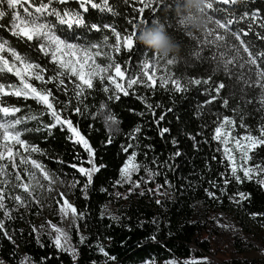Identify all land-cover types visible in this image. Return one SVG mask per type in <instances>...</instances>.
<instances>
[{"label": "trees", "instance_id": "1", "mask_svg": "<svg viewBox=\"0 0 264 264\" xmlns=\"http://www.w3.org/2000/svg\"><path fill=\"white\" fill-rule=\"evenodd\" d=\"M110 3L120 15L114 16L93 9L86 14V22L111 24L120 30V26L126 24L125 16L132 14V7L141 6L136 3L126 6L122 0H110ZM169 3L173 8L171 14L175 17V0H169ZM70 7L78 9L76 0H72ZM233 7L241 13L264 10V0H246L243 5ZM143 15L148 17L151 24L149 10L146 9ZM168 15V10L156 13L160 23L181 46L178 56L181 62L170 66L169 70L176 77L208 79L211 76L209 83L192 86L187 91H170L172 85L167 88L159 86V76L165 73L157 70L156 86H134L129 90V96L121 93L117 101L108 99L109 93H105L97 82L95 89L88 90L85 94L86 99L80 105L82 114L73 110L75 98L70 93L66 95L64 92L54 91L58 101L72 100L67 107L56 101L53 103L62 118L71 119L88 141L94 153V163L99 167L87 193L82 191L86 178L68 165L92 167L87 163L88 150L75 142L76 138L66 126L62 128L58 125L50 130L45 127L54 122L46 106L32 99L25 101L15 97L6 98L9 103L23 109V113L17 115L37 117L22 126L29 129L24 138L41 149L40 153L32 154L33 158L55 171L61 181L68 185H71L73 179L80 181L74 187L71 186L72 198L67 199L78 213L83 214V218L74 221L71 210H68L67 216L62 215L60 207L63 199L60 196L54 199L50 220L37 221V217L42 215V208L40 203L34 201L27 208L13 211L14 218L5 221L11 240L0 234V260L5 261V264H20L25 257H31L35 264H74L69 253L58 251L52 244V237L56 233L52 231L51 225L69 233L71 244L78 251L77 264H146L152 261L155 264H166L170 260L179 261L180 264L185 261H197L199 264H264V188L248 181L241 184L233 181L224 185V179L230 177L229 161L223 152L224 145L212 139L218 118L237 115L232 112L233 108L239 106L245 111V123L252 128L254 134L264 113L254 111L255 105L243 103L248 97L242 91L245 86L237 77L242 72L246 74V69L234 68L235 75L231 77L222 71L212 75L206 59L195 60L191 55L197 47L196 42L182 32L174 33L168 28ZM234 28L246 30V24L239 23ZM61 31L66 38L75 36V43H96L105 34L75 26L73 29L62 26ZM257 31L264 32V29L256 28L243 38L254 45V51H264V40L258 39L254 34ZM107 34L111 35L110 32ZM193 34L201 35L202 31ZM0 35L8 36L6 32H0ZM12 39L15 43L14 38ZM15 46L23 49L29 56L35 55V49L22 42ZM142 50L146 51V47L138 43L131 55L121 53L115 58L123 65L125 61L136 57L143 59ZM148 55L151 57L155 53L152 50ZM203 55L208 57L210 53L206 51ZM36 59L45 63L42 56H36ZM130 70L136 72L137 68ZM221 81L226 87L218 94L219 98L212 104H206V100L217 95L214 89ZM3 82L7 84L17 81L9 74ZM34 83L38 87H44L39 81ZM66 83L71 89L70 82ZM222 99H228V107L223 105ZM145 100L147 104L153 105L151 111L147 110ZM102 105L107 107H101ZM153 111L155 115L152 114ZM107 113L114 115L118 121L115 131H109L106 126L104 114ZM160 115H164L165 119L158 127L155 120ZM164 127L170 129V132L161 138L159 129ZM138 128L139 132L136 131ZM244 134L245 129L240 127L232 131L233 137H242ZM173 140L177 143L173 144ZM128 144L133 145L129 153L136 151L139 163L149 164L154 170L158 167V171L162 173L155 178V182H142L140 188L131 192V185L128 183H117L121 180L120 168L129 154L122 150V146ZM177 151L181 155L176 156ZM261 158H264V150L257 154V160ZM153 160L156 164H152ZM145 175L141 170L139 174L133 175V180H141ZM165 181L168 183L165 184ZM157 185L163 187L155 192L148 191L156 189ZM210 192L214 196H210ZM238 192L250 194V199L240 204L235 203L230 197ZM158 200L162 203L158 204ZM253 213L258 215L253 216ZM74 222L79 225V231L74 230ZM33 227L39 232H33ZM81 234L87 237L83 244L80 243ZM41 244L44 246L41 247ZM98 244L110 256L116 257V260H107L99 252ZM252 251L261 252L262 257L245 256ZM45 257L48 259L44 260Z\"/></svg>", "mask_w": 264, "mask_h": 264}, {"label": "snow or ice", "instance_id": "2", "mask_svg": "<svg viewBox=\"0 0 264 264\" xmlns=\"http://www.w3.org/2000/svg\"><path fill=\"white\" fill-rule=\"evenodd\" d=\"M78 9L70 7L72 0H0V32H6L8 36L0 35V234L11 240L5 227V221L13 219V211H19L21 208H27L30 202L39 203L35 200L36 191H47L51 193L59 177L57 173L50 170L39 160L33 158V153H40L41 149L29 143L24 138L28 128L22 127L29 120L37 119L36 116L23 113V109L15 104L9 103L6 98L15 97L17 99H32L39 104L46 106L53 118V123L45 125L49 130L60 127H67V130L76 138L75 142L82 144L89 152L88 164L92 167L78 166L69 164L68 167L76 169L80 176L86 178L82 185L83 193H87L90 185L93 183L94 173L99 171V167L94 163V153L88 145V141L81 135L78 128L74 126L71 119L62 118L60 111L54 106L53 101L62 103L67 107L72 100L66 102L58 101L54 95L55 92H64L75 98L73 110L77 114H82L80 105L86 99V92L93 90L98 82L105 93H109L108 99L119 100L120 94L130 95V89L134 86L143 85L153 88L157 84L156 71L163 70L165 74L159 76V86L167 88L172 87L170 91H187L192 86H199L202 83H209L208 79L194 77H176L169 70L170 66L180 64V58L172 56L163 58L158 53L149 57L152 49L146 48L141 51V56L133 60L125 61L122 65L115 58L117 54L127 53L131 55L138 46V25L148 26L149 19L144 17L145 10H149L152 19L151 24L160 23V18L156 16L158 12L168 10L169 15L166 18L168 28L174 33H183L191 40L195 41L197 47L194 48L191 55L195 60H207L209 71L212 75L217 72H223L229 77L235 75L234 68L246 69V74L241 73L237 79L240 80L245 89L244 105H255L254 111L264 113V51H254V45L243 37L253 33L254 29H264V10L256 9L254 11L238 12L233 6L243 5L246 0H205L203 13L206 19V28L201 35H195L188 28L185 20L177 15L172 16V4L169 0H122L127 6L132 3L140 4L136 8L132 7L131 15L125 16L126 24L120 26L117 30L115 25L87 23L86 14L95 9L100 12L120 15L116 11L110 0H76ZM180 0H175V7ZM175 11V9H174ZM239 23L246 24L244 28L235 29L234 25ZM163 25V24H162ZM62 26L67 29L75 27L86 28L89 31L105 32L102 40L96 43H75V36L71 39L66 38L61 31ZM164 26V25H163ZM165 27V26H164ZM108 32L111 35L107 34ZM256 37L264 40V32H255ZM173 38L174 36L170 34ZM10 37V38H9ZM15 40V43L13 39ZM22 42L25 45L35 49V55L25 54L23 49H18L15 44ZM210 55L205 57L204 52ZM36 56H42L45 63H40ZM214 65V67H213ZM137 68L132 72L131 68ZM11 74L16 78V83H4L7 76ZM117 78L124 83L117 81ZM39 81L38 87L34 82ZM70 82L71 89L69 84ZM183 81V82H182ZM47 85H52L48 88ZM114 86V87H113ZM226 87L224 82H219L214 91L217 93L205 101L206 104H212L218 99V94ZM225 107H228V99H222ZM147 110H152L153 105L147 104ZM101 107L106 108L107 105ZM156 107H159L157 105ZM234 116H223L218 118L217 126L214 128L212 139L223 144L226 159L230 165V177L224 179V185L231 182L237 184L255 182L261 188H264V158L257 160V154L264 150V117H262L259 127L255 134L252 128L245 123V111L241 107L232 109ZM155 115L154 111L152 112ZM109 128L118 124L116 117L110 113L104 114ZM143 115V113H141ZM165 119L160 115L155 120L159 127L160 122ZM240 127L245 129V134L240 137H233L232 131ZM137 132L140 129H136ZM170 129L164 127L159 129L161 138L165 137ZM135 139V137H133ZM193 139H195L193 137ZM111 142V140H109ZM173 144L177 141L173 140ZM233 147H229V144ZM133 148L132 144L122 146L125 153ZM219 150V149H218ZM236 153H239V163H237ZM176 156L181 155L179 151ZM64 164V161H57ZM152 164H156L153 160ZM143 170L146 174L141 180H133L134 174H139ZM158 175H162L157 169H153L149 164H141L137 161V152L131 151L122 167L120 168L121 180L117 183H128L131 185L129 191L140 188L141 183H153ZM42 177V179H41ZM46 182V183H45ZM80 181L73 179L71 185L74 187ZM168 182L165 181V184ZM162 185H157L156 189H148L150 192L158 191ZM144 193L142 192L141 195ZM214 196V193H209ZM63 199L60 207L62 215L67 216L68 210L74 221L82 219L83 214L59 193ZM238 197V199H237ZM87 198V197H85ZM235 203L240 204L250 199V194L238 192L230 197ZM157 203H162L157 201ZM253 216L258 215L256 213ZM116 219V217H113ZM50 223V222H49ZM74 230L79 231V225L74 222ZM52 231L56 233L52 237V244L60 251L69 253L72 256L74 264L78 262V251L71 244L69 233L56 225H51ZM33 232H39L33 227ZM155 239V237H153ZM39 242V237H37ZM87 237L80 235V243H85ZM14 243V241H13ZM44 245L41 244V247ZM99 252L107 260L115 261L116 257L110 254L100 244L97 245ZM47 260L48 258H43ZM0 264L5 261L0 260ZM20 264H35L31 257H25ZM107 264V262H106ZM150 264H155L154 261ZM166 264H180L179 261L170 260ZM184 264H199L197 261H185Z\"/></svg>", "mask_w": 264, "mask_h": 264}, {"label": "clouds", "instance_id": "3", "mask_svg": "<svg viewBox=\"0 0 264 264\" xmlns=\"http://www.w3.org/2000/svg\"><path fill=\"white\" fill-rule=\"evenodd\" d=\"M204 6L205 0H180L175 7V13L186 21L192 32H199L207 26L203 13ZM137 30L138 43L152 49L154 53H158L163 58L178 57L180 55L181 46L162 24L138 25Z\"/></svg>", "mask_w": 264, "mask_h": 264}, {"label": "rangeland", "instance_id": "4", "mask_svg": "<svg viewBox=\"0 0 264 264\" xmlns=\"http://www.w3.org/2000/svg\"><path fill=\"white\" fill-rule=\"evenodd\" d=\"M117 81L120 83H124V81H120L119 78H117ZM105 122H106V126L109 131L112 132L116 130V125L109 128V123L106 121V119H105ZM229 147H233V145L229 144ZM236 156H237V159L239 160V153H236ZM237 163H239V161H237ZM59 193H63L64 197L68 199L72 198L71 186L61 181L60 178L55 183L54 190L51 193L47 191H41L39 189L36 191L35 199L39 201L40 207L42 208V215L37 217L38 222H41L43 219H46V220L52 219L51 211L54 208V199L58 198ZM245 256L249 258H260L262 257V253L259 251H252V252L246 253ZM146 264H150V263H146Z\"/></svg>", "mask_w": 264, "mask_h": 264}]
</instances>
